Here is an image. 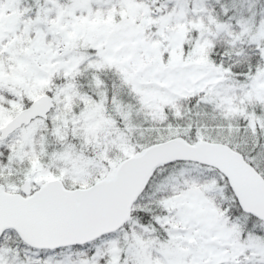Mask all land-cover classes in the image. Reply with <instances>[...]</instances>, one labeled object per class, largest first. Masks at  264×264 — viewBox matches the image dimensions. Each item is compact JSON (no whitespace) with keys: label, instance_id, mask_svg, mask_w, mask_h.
Wrapping results in <instances>:
<instances>
[{"label":"snow or ice","instance_id":"obj_1","mask_svg":"<svg viewBox=\"0 0 264 264\" xmlns=\"http://www.w3.org/2000/svg\"><path fill=\"white\" fill-rule=\"evenodd\" d=\"M0 264H264V0H0Z\"/></svg>","mask_w":264,"mask_h":264}]
</instances>
